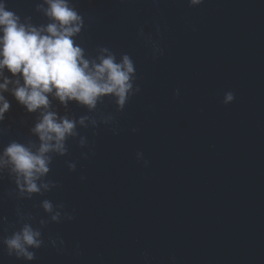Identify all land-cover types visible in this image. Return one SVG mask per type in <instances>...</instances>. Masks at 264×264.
<instances>
[{"label": "clouds", "instance_id": "clouds-1", "mask_svg": "<svg viewBox=\"0 0 264 264\" xmlns=\"http://www.w3.org/2000/svg\"><path fill=\"white\" fill-rule=\"evenodd\" d=\"M43 2L47 8L37 7L43 9L51 22L36 27L22 23L20 17L7 10L0 0V80L3 81L0 83V121L11 107L4 95L8 91L29 113L40 112L39 121L31 129L40 141L39 147L33 150L31 145L13 141L0 155V168L10 166L17 187L22 194L27 193L28 198L42 189H49L48 183H38L50 171L52 158L49 153L64 155L66 141L78 134L77 123L85 125L88 119L81 117L76 121L59 116L50 110V95L65 106L75 101L89 111L96 109L105 97H112L122 110L133 93L135 74L134 63L126 54L117 62L115 54L101 48L103 54L96 59L85 57L84 49L74 40L81 32L84 20L71 0ZM188 2L189 6H198L203 0ZM5 70L16 79L6 77ZM10 84L15 85L11 90ZM135 91H140L138 86ZM233 100L232 92L225 94L224 103ZM69 168L74 171L75 164H70ZM42 207L46 212L53 211L48 200L43 201ZM58 219L59 213L52 216V220ZM41 235L38 229L25 223L19 231L4 239L7 255L33 261L36 258L34 250L44 244Z\"/></svg>", "mask_w": 264, "mask_h": 264}]
</instances>
